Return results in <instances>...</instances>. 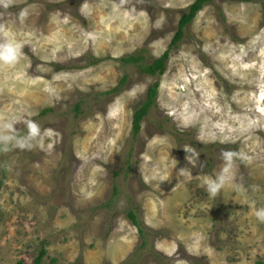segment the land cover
<instances>
[{"label":"rangeland","instance_id":"1","mask_svg":"<svg viewBox=\"0 0 264 264\" xmlns=\"http://www.w3.org/2000/svg\"><path fill=\"white\" fill-rule=\"evenodd\" d=\"M194 1L0 6V43L21 46L0 63V136L26 137L28 120L43 133L0 145V264L43 247L44 264H264V0L207 2L160 77L122 59L160 57ZM222 152L245 159L210 196Z\"/></svg>","mask_w":264,"mask_h":264},{"label":"clouds","instance_id":"2","mask_svg":"<svg viewBox=\"0 0 264 264\" xmlns=\"http://www.w3.org/2000/svg\"><path fill=\"white\" fill-rule=\"evenodd\" d=\"M12 4L13 0H0V6H2L5 10L11 7ZM26 16L27 12L22 9L19 13V19L23 22ZM2 30V27H0V31ZM20 49L21 46L19 44L11 41L0 43V63L6 65H14L17 63L20 59ZM25 124L27 128L26 137L14 138L12 136H0V145L15 140V143L12 145V147L15 149L23 151L32 150L33 148L38 147L39 138L43 135L39 123L34 120H28ZM2 127L11 130L13 128V124L11 122H7L4 123ZM32 141H37V143L33 144ZM9 150H11V148L0 147V151ZM221 156L225 161V167L214 180L207 184V191L209 192L210 196H215L230 178L229 173L231 172L234 165V157H238L241 160L245 159L240 154L233 152H222ZM255 216L260 222L264 223V208L258 209L255 212Z\"/></svg>","mask_w":264,"mask_h":264},{"label":"trees","instance_id":"3","mask_svg":"<svg viewBox=\"0 0 264 264\" xmlns=\"http://www.w3.org/2000/svg\"><path fill=\"white\" fill-rule=\"evenodd\" d=\"M210 0H195L191 3L185 13L181 16L178 30L170 42L169 48L160 56L152 61H147L143 55L135 56L134 54L125 56L122 59L125 62H138L142 60L141 68L146 73L160 77L166 70V60L169 57V53L172 48L178 45V42L183 39L184 28L188 25L196 16V14L202 9V7ZM159 81H156L147 91V97L134 111L132 120L133 135L137 136L142 128L141 122L147 116L157 100ZM115 89H118L117 87ZM1 186V183H0ZM133 223L140 229V233L143 234V229L140 227L137 216L134 212L129 213ZM46 254V249L43 247L39 251V254L35 258L32 264H44L43 258ZM160 258H165L163 255H159ZM16 264H26L24 260H19Z\"/></svg>","mask_w":264,"mask_h":264}]
</instances>
